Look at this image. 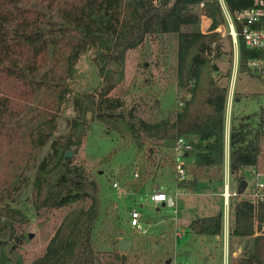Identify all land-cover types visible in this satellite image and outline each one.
Segmentation results:
<instances>
[{"label": "trees", "instance_id": "trees-1", "mask_svg": "<svg viewBox=\"0 0 264 264\" xmlns=\"http://www.w3.org/2000/svg\"><path fill=\"white\" fill-rule=\"evenodd\" d=\"M201 1L0 0V264H26L20 248L31 237L25 230L29 216L17 203L30 184L42 225L53 210L68 209L43 255L30 264L126 262L120 240L114 241V247L96 248L93 233L101 209L99 184L83 164L67 156L86 138L89 112L108 131L130 138L138 151L150 144L149 156L185 136L192 145L187 156L194 157V162L189 165L190 179L181 182V187L197 191L203 176L209 183L223 178L230 87L220 80L231 76L233 64L222 72L218 63L227 51L218 29L225 23L220 3L205 0L201 5ZM229 2L244 5L247 0ZM203 16L211 19L206 30L201 27ZM160 33L177 37L176 82L183 104L178 103L174 116L151 120L112 91L124 77L128 50L148 35ZM228 38L233 58L231 35ZM90 47L103 85L97 91L73 90L70 79ZM258 54L240 37L238 76L256 75L247 62ZM186 91L190 94H182ZM71 97L75 116L68 120L70 132L55 136L59 114ZM260 116L259 127H253L252 115L231 127L230 170L237 184L247 178L246 169L257 164L262 151L264 108ZM50 140L49 153L40 159ZM230 212V235L248 242L231 264H264V234H256V227L264 223V204L256 208L242 196L233 197ZM223 214L221 209L192 219L188 230L219 240Z\"/></svg>", "mask_w": 264, "mask_h": 264}, {"label": "rangeland", "instance_id": "rangeland-1", "mask_svg": "<svg viewBox=\"0 0 264 264\" xmlns=\"http://www.w3.org/2000/svg\"><path fill=\"white\" fill-rule=\"evenodd\" d=\"M210 23L211 19L203 16L201 27L204 30ZM218 29L227 49L218 58L220 69L225 72L233 64L231 76L220 80L227 83L231 89V105L227 108L231 127L234 122L247 115L253 116V127H259L262 121L260 111L264 108V82L260 77L249 73L238 76V69L236 71L234 68L236 54L232 58L233 54L229 52L231 41L225 23H221ZM177 52L178 43L174 33L148 35L139 46L128 50L124 77L112 93L120 95L127 106L136 105L147 119L174 116L181 94L176 82ZM70 84L73 90L86 91H97L103 85V77L99 65L94 60L92 47L81 55ZM74 116L71 97L59 114L55 136L70 132L68 120ZM88 121L90 128L86 138L71 150L74 162L83 164L99 184L101 209L93 233L97 249L114 247L115 240L123 236L129 237L132 242L125 251L127 259L123 264H166L165 260H170L168 264H223L226 246H229L232 258L242 253L247 239L232 237L230 234L228 240H225L223 234L219 240L216 237L199 236L192 246L188 243L192 238L188 230L190 219L224 210V199L221 195L224 190V175L214 183H209L208 178L203 176L197 191H193V194H180L177 198L178 220H174L172 209L167 207L157 210L156 206L150 203L147 191L153 187V183L146 184L136 194L139 183L134 182L149 176L148 173H154L159 166L162 170L156 181L161 185V189L169 192L179 190L174 172L173 150L171 151L169 146H160L154 155L149 156L147 148L150 144L138 151L130 138L108 131L102 121L93 118L92 112ZM50 145L51 140L44 147L40 159L49 153ZM187 160L189 161L190 157ZM136 171L139 172L138 177L134 175ZM33 173L30 172V178ZM245 175L250 178L249 168L246 169ZM115 182H119L120 187H114ZM237 183L232 176V191L238 186ZM141 202L144 203L143 206ZM17 205L29 216L25 230L31 237L20 250L25 256V263L30 264L43 255L50 237L59 227L68 209L53 210L47 224L42 225L33 206L31 184L24 188ZM133 207L141 209V222L146 232L130 224L128 215L130 216ZM178 231L185 235H177Z\"/></svg>", "mask_w": 264, "mask_h": 264}, {"label": "built area", "instance_id": "built-area-1", "mask_svg": "<svg viewBox=\"0 0 264 264\" xmlns=\"http://www.w3.org/2000/svg\"><path fill=\"white\" fill-rule=\"evenodd\" d=\"M157 1V0H156ZM222 8L227 34L231 35L234 55L236 54V63L234 68L237 71L240 59V37H242L249 47L259 50V54L248 59V65L255 71L256 75L264 82V0H247L244 5L239 3L231 4L229 0H218ZM205 4V0L201 1V5ZM184 95H189V92H183ZM182 105L181 100L178 101ZM231 105V89H229V96L227 101V108ZM230 135L231 124L229 122L228 110L226 109V128H225V160H224V190L221 193L224 199V214H223V234L225 240H228L231 232V199L233 197L242 196L250 200L256 208L264 204V144L259 155L257 164L249 168L250 178L248 186L243 194H239L237 186L232 191L231 182L232 174L230 170ZM173 160L174 172L178 183L179 190L165 191L163 189H156L150 194V199L157 203H162L173 210L174 220H178V201L180 194H193V187H181L179 184L190 179L189 161L187 152L192 149V145L188 142L185 136L178 137L173 144ZM136 177L139 172L134 173ZM114 187H119L120 183L115 182ZM142 213L138 210L131 212L130 224L139 230H143L141 222ZM258 225V223L256 224ZM256 234H264V223L262 228L256 227ZM177 235L181 236L180 231ZM236 255V253H234ZM232 256L229 251V246L225 247L223 264H231ZM176 264V263H175ZM181 264H189L188 262Z\"/></svg>", "mask_w": 264, "mask_h": 264}, {"label": "crops", "instance_id": "crops-1", "mask_svg": "<svg viewBox=\"0 0 264 264\" xmlns=\"http://www.w3.org/2000/svg\"><path fill=\"white\" fill-rule=\"evenodd\" d=\"M172 146L173 145H171L170 146V150L172 151L173 150V148H172ZM194 162V157H190V160H189V165H191L192 163ZM164 168V167H163ZM156 171L154 172V173H148L149 174V176L148 175H146V176H144L140 181H134V182H137V183H139L138 185H137V189H136V194L139 192V191H141L143 188H144V186L146 185V184H150V183H153V187L151 188V189H149L147 192H149V193H147V196H148V199H149V201H150V203H152V204H154L155 206H156V208H157V210H162V208H167V206H165L164 204H162V203H157V202H154V201H152L151 199H150V194L154 191V190H156V189H161V185L159 184V183H157V181H156V179H157V177H158V175H159V173L161 172V170H162V167H159V166H157L156 167V169H155ZM150 172V171H149ZM132 183V182H131ZM142 184V185H141ZM178 184V183H177ZM121 185V184H120ZM141 185V186H140ZM120 187V186H119ZM118 188V187H117ZM166 191V190H165ZM117 205H119L118 203H117ZM141 205L143 206L144 205V203L143 202H141ZM133 210H138V211H140L141 212V209H139V208H137V207H133L132 209H131V211H130V216L128 215V220H129V222H130V217H131V212L133 211ZM142 213V212H141ZM204 217V216H203ZM192 219H195V218H192ZM192 219H190V220H192ZM184 233H185V231H184ZM190 234L192 235V238H191V240L190 241H188V243L192 246L193 245V243H194V241H196V239L198 240L199 239V236L200 235H197V234H194V233H191L190 232ZM183 235H185V234H181V236H183ZM125 236H123V237H120V241H121V239L122 238H124ZM200 237H202V236H200ZM125 238H129V237H125ZM130 239V238H129ZM130 241L132 242V239H130ZM188 244V245H189ZM130 245H131V243H130ZM120 246V245H119ZM175 260V258L172 260V261H174ZM168 262H170V260H168Z\"/></svg>", "mask_w": 264, "mask_h": 264}, {"label": "water", "instance_id": "water-1", "mask_svg": "<svg viewBox=\"0 0 264 264\" xmlns=\"http://www.w3.org/2000/svg\"><path fill=\"white\" fill-rule=\"evenodd\" d=\"M115 65H116V67H118V64L116 62H115ZM90 116H91V112H89L88 118H90ZM67 156L68 157H72L73 156V151L69 150L67 152ZM247 186H248V180L247 179L241 180L240 183L237 186L238 193L239 194H243L245 189L247 188ZM130 243H131V241H130L129 238H125V237L122 238L121 241H120V250L123 251V252L127 251L129 249V247H130ZM247 244H248V242H247Z\"/></svg>", "mask_w": 264, "mask_h": 264}]
</instances>
